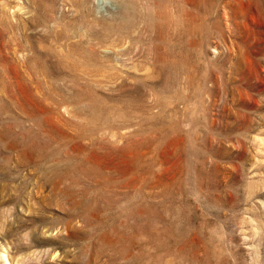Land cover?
I'll return each instance as SVG.
<instances>
[{
    "label": "rangeland",
    "instance_id": "374dc122",
    "mask_svg": "<svg viewBox=\"0 0 264 264\" xmlns=\"http://www.w3.org/2000/svg\"><path fill=\"white\" fill-rule=\"evenodd\" d=\"M0 264H264V0H0Z\"/></svg>",
    "mask_w": 264,
    "mask_h": 264
},
{
    "label": "bare ground",
    "instance_id": "6f19581e",
    "mask_svg": "<svg viewBox=\"0 0 264 264\" xmlns=\"http://www.w3.org/2000/svg\"><path fill=\"white\" fill-rule=\"evenodd\" d=\"M38 64V63H37Z\"/></svg>",
    "mask_w": 264,
    "mask_h": 264
}]
</instances>
